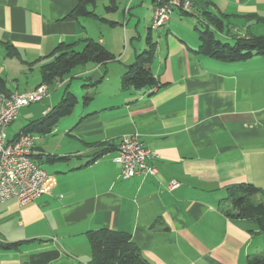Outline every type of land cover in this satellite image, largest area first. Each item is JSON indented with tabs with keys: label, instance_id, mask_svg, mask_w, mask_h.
Here are the masks:
<instances>
[{
	"label": "crops",
	"instance_id": "1",
	"mask_svg": "<svg viewBox=\"0 0 264 264\" xmlns=\"http://www.w3.org/2000/svg\"><path fill=\"white\" fill-rule=\"evenodd\" d=\"M79 1L0 0V93L38 87L57 47L80 51L95 40L114 56L75 67L48 87L50 101L68 91L76 104L33 141L47 173L41 196L24 206L0 204V264H89L86 233L100 229L130 235L151 264H247L249 255L264 253L257 226L224 213L227 188L253 183L264 191V56L223 63L197 52L204 12L229 25L220 35L225 42L264 37V0H190L191 12L174 11L155 38L147 28L157 86L136 91L120 83L146 47L134 41L139 12L131 20L124 14L122 23L107 19L114 26L69 18ZM87 19L110 31L94 38ZM34 68L40 78L28 86L26 72ZM50 103L42 116L57 104ZM132 134L157 155L147 161L154 175L125 178L113 161L121 137ZM106 148L113 150L97 157ZM10 244L17 246L5 248Z\"/></svg>",
	"mask_w": 264,
	"mask_h": 264
},
{
	"label": "trees",
	"instance_id": "2",
	"mask_svg": "<svg viewBox=\"0 0 264 264\" xmlns=\"http://www.w3.org/2000/svg\"><path fill=\"white\" fill-rule=\"evenodd\" d=\"M156 1V0H155ZM96 0H81L69 18L77 16L94 17L107 22L110 26L116 23L100 18L95 13ZM208 24L199 32V45L197 52L223 63H236L245 61L254 56H264V37L251 36L233 37L231 42H225L220 35L229 33V25H225L221 18L203 13ZM151 30V28H150ZM225 31V32H224ZM145 49L135 54L134 61L128 66L125 76L121 79V90L136 91L147 87L157 86V79L151 72L150 66L155 56V43L149 31L146 37ZM57 47L58 52L51 60L41 67V84L52 87L78 66L85 64H105L114 59V56L95 40H86L80 51ZM64 50V51H61ZM55 51V52H56ZM3 80L0 78V86ZM91 98L84 96L86 103ZM76 104L75 97L65 92L61 100L52 106L40 119L28 122L11 140L20 134H47L59 122L60 119L70 115ZM10 140V139H8ZM113 149L106 148L97 154L102 156ZM32 158L39 160L40 156ZM47 160H58L48 158ZM37 163V161H35ZM263 197L256 201L257 197ZM226 200L229 208L224 211L225 215L232 219H246L254 223L258 233L264 236V191L253 183H239L226 190ZM90 247L91 257L89 264H151L145 259L140 249L131 240L130 235L100 229L86 233ZM17 244L6 245L5 248L16 247ZM247 264H264V253L249 255Z\"/></svg>",
	"mask_w": 264,
	"mask_h": 264
},
{
	"label": "built area",
	"instance_id": "3",
	"mask_svg": "<svg viewBox=\"0 0 264 264\" xmlns=\"http://www.w3.org/2000/svg\"><path fill=\"white\" fill-rule=\"evenodd\" d=\"M191 8L190 0H156L151 30L165 25L174 11L187 14ZM48 92L47 85L40 84L20 93H0V204L13 199L19 206H24L41 196L47 173L32 158L34 137L20 134L14 140H8L6 130L21 108L42 101ZM152 158L157 155L139 141L137 134H132L121 137L113 161L121 164L125 178H131L139 174L154 175L156 168L147 165ZM176 185L175 181L170 183L171 188Z\"/></svg>",
	"mask_w": 264,
	"mask_h": 264
},
{
	"label": "rangeland",
	"instance_id": "4",
	"mask_svg": "<svg viewBox=\"0 0 264 264\" xmlns=\"http://www.w3.org/2000/svg\"><path fill=\"white\" fill-rule=\"evenodd\" d=\"M128 4H129V0H96V6L94 10H95V13L100 18L118 21L121 23L123 22L124 14L128 16L129 20H131L130 14L135 15L136 11L137 13L139 12V14L135 16H140L141 18L140 23H139V29H138V32L140 33L139 34L140 40L138 42L137 41L138 39H134V41L136 42V46H139V44L145 46L147 28H151V21H152L151 12L153 13V11L151 7L152 6L151 0H142V2L141 0H134L132 6L130 7L129 15L127 13L128 8H129ZM80 19L83 20V17H81ZM136 19L137 18H134L132 20L136 22L137 21ZM86 23L89 25L88 26L89 30L93 33V36L96 39L102 38V35H100L102 33L101 29L110 31L108 27L101 24L102 22L99 23L98 21L87 19ZM156 34H157L156 30H152L153 38H155ZM134 36L136 37L137 34L135 33ZM121 50H123L122 46H121ZM13 63L15 64L16 62L13 61ZM26 76L28 78V81H27L28 86L35 84V82H37L40 78V74L37 68H34L31 72H26ZM20 86L21 88L26 87V83L24 80L20 83ZM54 91L55 90L52 89L50 93L52 92L55 93ZM81 97L82 95L78 97L79 101H81ZM50 102H52V104H56L58 100L54 99L50 101L48 98H45L44 100L40 102L33 103L30 106L25 107V108H21L19 110V113L16 119L8 126L6 130L8 137H12L16 133H18L26 124H28L29 121L42 118V111L51 104ZM32 136L34 137V139L38 138V135L36 134H33ZM261 252L262 251H260L259 253Z\"/></svg>",
	"mask_w": 264,
	"mask_h": 264
}]
</instances>
